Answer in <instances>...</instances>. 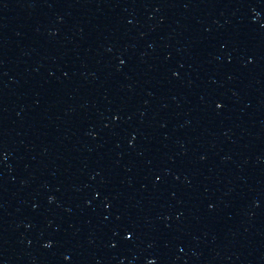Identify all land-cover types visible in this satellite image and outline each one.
I'll list each match as a JSON object with an SVG mask.
<instances>
[{
    "label": "water",
    "instance_id": "95a60500",
    "mask_svg": "<svg viewBox=\"0 0 264 264\" xmlns=\"http://www.w3.org/2000/svg\"><path fill=\"white\" fill-rule=\"evenodd\" d=\"M116 264H264V0H198Z\"/></svg>",
    "mask_w": 264,
    "mask_h": 264
}]
</instances>
